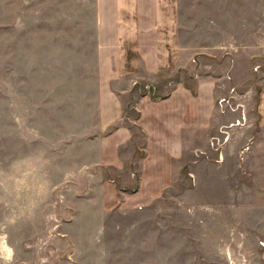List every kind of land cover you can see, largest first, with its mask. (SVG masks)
Returning a JSON list of instances; mask_svg holds the SVG:
<instances>
[{"label": "rangeland", "instance_id": "1", "mask_svg": "<svg viewBox=\"0 0 264 264\" xmlns=\"http://www.w3.org/2000/svg\"><path fill=\"white\" fill-rule=\"evenodd\" d=\"M255 2L177 0L181 41H240ZM258 6L264 13V0ZM96 9V0H0V264H264V127L246 94L254 81L240 69L236 111L221 130L162 195L136 197L141 168L127 182L99 161L113 126L97 128ZM209 52L219 65L232 57ZM160 76L158 88L133 83L125 117H135L138 96L165 97L187 74ZM242 112L243 124L229 127ZM108 182L115 191L100 189Z\"/></svg>", "mask_w": 264, "mask_h": 264}, {"label": "crops", "instance_id": "2", "mask_svg": "<svg viewBox=\"0 0 264 264\" xmlns=\"http://www.w3.org/2000/svg\"><path fill=\"white\" fill-rule=\"evenodd\" d=\"M96 4V51L101 53L97 64L102 70L97 128L103 132L113 126L98 143L99 161L114 166L127 182L132 171L141 168L136 197L162 195L180 167L207 147L209 133L221 130L218 122L224 121L218 100L238 84V76L245 71L243 80L254 81L246 94L254 95L258 123L264 127V13L258 0L251 28L240 30L242 39L213 46L181 41L177 0H96ZM208 51L215 55L231 52L232 57L219 65L212 56L205 57ZM252 58L255 62L249 64ZM216 67L221 75L213 73ZM105 69H110L109 74L105 75ZM179 71L186 78L175 82L165 97L138 96L135 117H125L122 100L133 83H152L158 88L160 75ZM107 84L116 88L107 89ZM128 122L134 124L137 137ZM130 149L133 159L127 157ZM136 149L143 154L137 155ZM130 159L133 167H126ZM106 185L100 189L111 186L116 190L114 183Z\"/></svg>", "mask_w": 264, "mask_h": 264}, {"label": "built area", "instance_id": "3", "mask_svg": "<svg viewBox=\"0 0 264 264\" xmlns=\"http://www.w3.org/2000/svg\"><path fill=\"white\" fill-rule=\"evenodd\" d=\"M253 70L257 71V68H254ZM233 94H234V88H231L229 90L228 96L220 98L218 100V107H219V111H220L221 114H224V113H226L228 111H232V112L236 111L235 109L232 108V106L230 104V100H231V97H232ZM244 120H245V117H244V114L242 112L240 118L235 120L234 124H230L229 127L242 125ZM215 141H217V139H215Z\"/></svg>", "mask_w": 264, "mask_h": 264}]
</instances>
